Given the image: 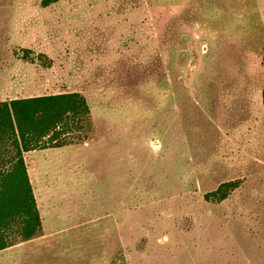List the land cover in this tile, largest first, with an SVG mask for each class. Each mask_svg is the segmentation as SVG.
Returning a JSON list of instances; mask_svg holds the SVG:
<instances>
[{"label": "rangeland", "instance_id": "rangeland-1", "mask_svg": "<svg viewBox=\"0 0 264 264\" xmlns=\"http://www.w3.org/2000/svg\"><path fill=\"white\" fill-rule=\"evenodd\" d=\"M43 1L0 0V102L91 124L27 155L42 228L0 264H264V0Z\"/></svg>", "mask_w": 264, "mask_h": 264}, {"label": "trees", "instance_id": "trees-1", "mask_svg": "<svg viewBox=\"0 0 264 264\" xmlns=\"http://www.w3.org/2000/svg\"><path fill=\"white\" fill-rule=\"evenodd\" d=\"M57 1L44 0L42 4ZM262 61L264 65V48ZM262 103L264 106V88ZM90 124V106L78 92L0 102V251L12 246L15 233L29 241L42 228L24 155L71 145L75 137H81L76 134L85 132ZM238 188V181H229L207 193L205 199L220 203Z\"/></svg>", "mask_w": 264, "mask_h": 264}, {"label": "crops", "instance_id": "crops-1", "mask_svg": "<svg viewBox=\"0 0 264 264\" xmlns=\"http://www.w3.org/2000/svg\"><path fill=\"white\" fill-rule=\"evenodd\" d=\"M60 94H62V93H60ZM55 95V94H54ZM30 153V152H29ZM29 153H26L25 155H24V157H25V162H26V165H27V168H28V171H29V167H28V163H27V155H29ZM31 160V159H30ZM31 163V162H30ZM29 174H30V171H29Z\"/></svg>", "mask_w": 264, "mask_h": 264}]
</instances>
